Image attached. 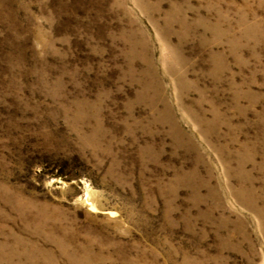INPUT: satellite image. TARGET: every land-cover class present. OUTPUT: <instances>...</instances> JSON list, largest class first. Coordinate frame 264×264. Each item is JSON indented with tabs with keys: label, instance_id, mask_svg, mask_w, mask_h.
Here are the masks:
<instances>
[{
	"label": "rangeland",
	"instance_id": "374dc122",
	"mask_svg": "<svg viewBox=\"0 0 264 264\" xmlns=\"http://www.w3.org/2000/svg\"><path fill=\"white\" fill-rule=\"evenodd\" d=\"M0 264H264V0H0Z\"/></svg>",
	"mask_w": 264,
	"mask_h": 264
}]
</instances>
